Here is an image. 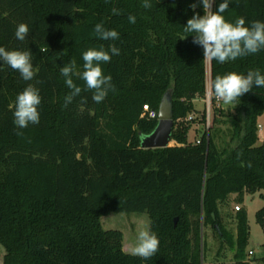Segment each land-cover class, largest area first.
I'll use <instances>...</instances> for the list:
<instances>
[{"label":"trees","instance_id":"1","mask_svg":"<svg viewBox=\"0 0 264 264\" xmlns=\"http://www.w3.org/2000/svg\"><path fill=\"white\" fill-rule=\"evenodd\" d=\"M149 2L146 9L144 0H0V46L30 51L36 72L25 81L0 61L1 264H203L204 227L219 241L217 255L226 248L235 264H250L246 211L234 212L232 232L222 209L231 194L240 203L245 193L258 192L264 201V137L257 143L264 87L254 86L227 113L210 94L211 125L194 142L187 114L196 99H205L206 66L211 93L217 75H264V49L223 64L205 61L194 33L183 28L195 13L204 14L199 0ZM222 2L215 0L213 11ZM222 15L233 23L244 17L246 26L264 22V0H229ZM19 23L30 29L24 41L15 37ZM97 23L116 30L119 39H99ZM112 44L120 54L101 67L115 90L95 103L78 75L82 53ZM70 62L76 65L71 79L82 91L66 106L72 90L60 69ZM29 84L39 89L40 122L18 129L16 97ZM168 90L175 145L142 149L141 136L157 124L141 116L142 108L158 112ZM201 121L206 124L205 112ZM220 123L228 125L226 133ZM111 212H145L160 241L158 253L144 260L123 250L122 232L101 227L100 217ZM255 220L264 233V205Z\"/></svg>","mask_w":264,"mask_h":264},{"label":"clouds","instance_id":"2","mask_svg":"<svg viewBox=\"0 0 264 264\" xmlns=\"http://www.w3.org/2000/svg\"><path fill=\"white\" fill-rule=\"evenodd\" d=\"M199 3L203 6L204 14L195 13L183 28L186 33H194L193 43L203 48V60L209 62L215 60L223 64L264 49V22L252 21L250 26H246L244 17L237 18L234 23L226 21L222 14L229 8V0H223L215 11H213L215 0H199ZM196 6L195 3L191 5L193 10ZM143 7L148 9L152 5L149 0H144ZM112 13L119 15L120 10L113 8ZM128 19L130 23L136 22V17L133 15H129ZM29 33L28 24L19 23L15 37L19 41H24ZM93 33L102 40L119 39L116 30H107L100 23L94 26ZM119 54L120 49L115 44L110 45L108 50L89 48L82 53L83 71L78 75L85 81L87 89L92 91V100L95 103H101L110 89L115 90L111 83L112 77L104 75L101 65L109 63L112 56ZM0 61L18 71L25 81H31L36 75L30 51L6 50L5 47L0 46ZM75 68V62H70L60 69L61 75L66 78L67 87L72 90L71 94L65 97L66 106L82 91L71 79ZM254 86L264 87V75L259 70H250L246 75L229 72L214 78L210 94L214 95L217 101L232 105L241 96L252 91ZM40 103L39 89L31 84L17 95L13 115L14 124L18 129L27 128L29 124H39ZM17 135L22 136L23 132H17ZM159 245L160 241L156 233L145 227L139 231L136 243L131 248V254L148 260L158 253Z\"/></svg>","mask_w":264,"mask_h":264},{"label":"rangeland","instance_id":"3","mask_svg":"<svg viewBox=\"0 0 264 264\" xmlns=\"http://www.w3.org/2000/svg\"><path fill=\"white\" fill-rule=\"evenodd\" d=\"M209 68L206 66V78L208 77ZM194 111L187 114L188 120V140L194 142L200 137L207 124H204L201 119L202 115L205 112L206 118L208 119V126L211 125V120L213 117V110L210 106V103L205 99H196L193 102ZM233 105H225L223 102H220V108L227 113ZM191 117V118H189ZM218 118L223 121L225 117L218 116ZM207 121V120H206ZM219 127L226 133L228 125L223 123L218 124ZM258 141L259 135L264 134V113L258 118ZM264 135L261 136L263 139ZM171 145H175L173 141L170 142ZM238 205L246 211L247 217V226L249 231L248 243L246 246V257L245 260L249 261L250 264H262L261 258L264 256V251L262 249V243L264 242V233L262 228L257 224L255 220V213L264 205V201L260 198L259 193H245L243 195L242 202L238 203L236 200L229 202L228 206L222 209L223 224L227 229H230L232 232L235 231L234 219V206ZM101 227L104 230L115 229L120 230L123 234V246L124 250L131 254V248L135 245L138 233L141 229L149 226V218L145 212H130V213H108L100 217ZM203 236L205 239V254L206 258L203 264H235L232 255L233 253L228 249H223L217 255V249L219 247V241L209 227L203 228ZM202 250V249H201ZM251 251L252 254L248 255V252ZM4 254L3 248L0 246V264L2 263V257Z\"/></svg>","mask_w":264,"mask_h":264},{"label":"water","instance_id":"4","mask_svg":"<svg viewBox=\"0 0 264 264\" xmlns=\"http://www.w3.org/2000/svg\"><path fill=\"white\" fill-rule=\"evenodd\" d=\"M157 124L151 133L141 136L140 148L157 149L170 146L173 129L172 90L166 91L158 105ZM221 235L218 225L214 226Z\"/></svg>","mask_w":264,"mask_h":264},{"label":"built area","instance_id":"5","mask_svg":"<svg viewBox=\"0 0 264 264\" xmlns=\"http://www.w3.org/2000/svg\"><path fill=\"white\" fill-rule=\"evenodd\" d=\"M205 99L207 100L208 103H210L209 71H208V77H207V91H206ZM205 99H204V100H205ZM157 114H158V113H157L155 110L149 108L147 105H144L143 108H142V114H141V116H145V117H147L148 119H155V118H157ZM189 118H191V117H189ZM206 120H207V121H206V124H207V126H208V123H207V122H208V119L206 118ZM196 143H198V141H197ZM239 208H240V206H238V205H235V206H234V210H235V211H238ZM251 254H252V252L249 251V252H248V255H251Z\"/></svg>","mask_w":264,"mask_h":264},{"label":"crops","instance_id":"6","mask_svg":"<svg viewBox=\"0 0 264 264\" xmlns=\"http://www.w3.org/2000/svg\"><path fill=\"white\" fill-rule=\"evenodd\" d=\"M264 134H262V135H259V143L262 141V139H261V136H263ZM171 144V143H170ZM235 197H236V194H231L230 196H229V201H232V200H235ZM123 250H124V246H123ZM206 264V263H205Z\"/></svg>","mask_w":264,"mask_h":264}]
</instances>
